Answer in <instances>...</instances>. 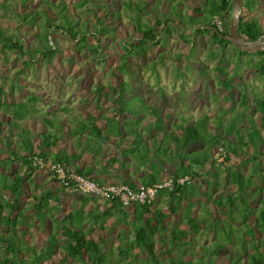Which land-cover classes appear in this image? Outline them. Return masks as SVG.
<instances>
[{
	"label": "trees",
	"instance_id": "trees-1",
	"mask_svg": "<svg viewBox=\"0 0 264 264\" xmlns=\"http://www.w3.org/2000/svg\"><path fill=\"white\" fill-rule=\"evenodd\" d=\"M18 1L19 7H26V0ZM11 3L16 4L17 0L0 1V19L9 18L10 14L17 15L20 23L26 25L23 30L26 33H21L22 28L19 26L16 27L13 36L0 34L1 62L6 61L4 58L6 51L14 52L22 59V67L18 70L17 78L14 79L17 87L10 82L9 94L0 87V116H3L0 119V139L3 140V147L6 150V153L0 150V224L8 230L7 233L13 235H0V264H42L59 255H61V264H113L114 262L138 264L137 257L142 254L150 264H216L219 251H225L229 246L235 247L236 244L233 242L244 249L245 245L249 244L248 241L255 251L253 255L248 259L239 255H230L220 264H264V251H260L258 244V238L264 237V179L259 178V175L264 173V151L259 156L248 152V148L259 149L264 145V138L261 136V130H264V94L256 96L243 89L238 96L241 113L229 111L218 113L213 125L214 134L209 129V119L206 116L191 125L173 123V130L168 131L158 109L146 105L141 98L136 97L135 100L126 83L119 82L114 87L99 85L92 92L96 102L95 107L101 112L100 100L104 98L111 104L110 112L113 114L110 117L80 114L77 117L79 120L76 119L69 125L68 133L70 137L76 138L77 145L84 148V154H90L92 160L99 162L104 149L114 157L108 159L107 166L99 171L92 164L83 162L79 165L78 159L66 152H52L61 142L65 143L60 133H51L46 129L39 134L29 135L24 129L25 123L31 116L28 108L39 100L32 94L22 96L21 86H30V82L24 78V70L32 67L40 57L46 67L51 64V60L57 54L54 44L51 45L52 38L57 34L73 42L78 53L87 52L91 57L89 61L93 62L95 58L102 56L105 40L116 30L108 24L117 22L120 15L117 12L104 11L103 16L99 17L95 12L98 8L93 7L90 0H80L77 8H84L86 12L92 14L95 23L98 24L92 26L91 32H88L86 26L79 27L77 23L74 25L69 23L63 15L66 12L64 4L59 6L50 0H38L39 12L34 11L33 15H28V13H16L17 5L12 8ZM140 4L144 8V2L141 1ZM125 5L131 6L130 2ZM232 6V0H203V3L194 10V14L199 15V18L192 17L187 22L197 27L196 38L209 36L212 44L216 45L221 53L232 47L241 59L248 55V51L234 48L229 40L227 20L230 18ZM262 6L260 0H243L238 33L246 42L253 43L264 36V27L259 22V10ZM156 8L157 5L154 9L157 10ZM139 10L136 9L138 14L141 13ZM169 10L176 12L177 7L170 4ZM243 14L249 18H245ZM252 15L254 17H251ZM178 16L179 13L176 12V17ZM261 18L264 22V11ZM216 21L221 23V30L216 28ZM170 24L172 23L169 19L155 16L153 26L139 25L140 38L137 39V44L129 45L127 41L122 43L124 54L120 58L117 71L126 72L130 57L133 55L140 57L145 53L147 46L160 44L158 38L166 39L171 29H175L174 25L170 26ZM0 27H2L1 23ZM155 29L158 30L156 34H154ZM34 30H40L42 39L39 40L38 49L30 51L27 49L25 39L28 38L27 32ZM184 42L190 48L196 46L192 38ZM256 55L261 57V61L253 70L256 75L264 79V51ZM208 56L211 57L213 54ZM217 72L223 78L220 80V85L227 92H231L234 89L233 78L237 74L236 69L229 76L222 69L217 68ZM86 104L88 103L84 101L83 105ZM250 106L255 111L247 115L246 111ZM258 114L261 116L259 117ZM52 115L55 113L50 114L48 111L41 114V122L45 128L47 126L55 128L56 119H47ZM4 117H7L8 121ZM35 117L39 118V116ZM225 117L227 123L223 125ZM258 117L260 125H256L255 122ZM168 118L167 116L166 119ZM148 119L152 121L153 126H145ZM243 120L248 125L239 129V124ZM98 123L104 124V129L99 128ZM153 129L155 134H150ZM11 136L18 138V142L14 145ZM193 144H202L203 147L190 152L189 149ZM213 149L223 151L221 162L213 159L211 155ZM36 158L61 165L68 174L94 181L100 186H107L104 185L107 182L103 181V183L97 178L100 175L112 174L114 165L118 166L116 172L125 171L132 166L135 169L132 175L141 174V176L137 177L136 181L128 176L124 182L110 185H123L134 190L138 185L152 187L167 179H172L174 185L171 191L161 190L157 194L156 199L161 200L158 205L155 201L151 205L134 204L131 208H124L115 200L108 202L101 213L92 210H87V214L83 212V208L95 201V197L69 193V187L63 186L55 192L42 189L44 193L39 196L32 193L30 196L33 202L23 204V200L28 196L24 185H27L28 189L32 184L35 188L38 187L36 179L39 168L34 165ZM234 159L239 160L241 167L246 162H252L255 168L245 176L239 169V164H232ZM173 163H178V166L173 171L165 173L166 177L162 180L160 175L165 166ZM16 164L19 168L12 171V167ZM144 168L147 170L144 171ZM208 168L212 170L216 168V171L209 173L206 171ZM220 170L227 174L224 180L228 187L234 188L227 196L210 192L212 188H220L218 185ZM51 177L52 182H58L55 175ZM184 177H189L191 182L177 185L176 181ZM194 181L197 182L198 188H195ZM61 194L65 196L71 194L73 203L80 204L81 210L73 209L71 212L62 213V216L60 213L51 215L49 202L52 200L55 204L59 203ZM195 197H201L204 202L200 204L196 217L192 216L195 210H192L191 205L185 207L181 221L188 230L182 231L178 227L170 229L166 225L170 215H177L180 205ZM162 203L166 204L165 209L168 213H163L164 207L160 205ZM30 212L34 214V220L27 225L28 227H33L36 221L40 225L45 221H53L51 225L54 226V233L41 241V247H38L40 239L35 237L31 239L32 245H30L25 239L26 234L23 230L20 231V244L12 238L16 229L23 225L26 215L29 213L30 216ZM202 217L209 219L210 223L206 220L202 221ZM221 217H224V220ZM109 219H113L114 223L107 229L105 224ZM90 222L94 226L86 229L85 225H90ZM234 224L245 227V231L237 235L236 241L231 239L230 232ZM118 226L128 228L122 229L115 236L117 245L113 246L112 231ZM202 230H206L214 237L215 245L210 249L200 247L202 253L197 260L195 258L198 255L192 252L186 257V248L189 247L188 236H196ZM94 231L108 232L107 240L103 237L94 238L92 235ZM155 245H159L161 250L157 251ZM24 256L27 259H24ZM160 259H163V262H160Z\"/></svg>",
	"mask_w": 264,
	"mask_h": 264
},
{
	"label": "rangeland",
	"instance_id": "rangeland-1",
	"mask_svg": "<svg viewBox=\"0 0 264 264\" xmlns=\"http://www.w3.org/2000/svg\"><path fill=\"white\" fill-rule=\"evenodd\" d=\"M50 1L54 2L55 5L62 6L64 4L66 6V12L63 15H65L71 25L77 23L79 27L86 26L88 27V32H91L92 26H98L92 14L86 12L84 8H77L80 0ZM141 1L144 2V8L141 7ZM260 1L263 6L259 10V22L264 27V22L261 18L264 11V0ZM90 2L93 7L98 8L95 12L99 17L103 16L104 11H107V13L117 12L120 15V19L117 22L108 24L116 30L111 32L107 40H105L103 44L104 49L101 51L102 56L95 58L96 60L93 62L89 61L91 57L87 52L78 53L73 42L57 34L52 38L53 43L51 42V45L53 46L54 44L57 51L56 56L51 60V64L46 67L42 57H40L38 61L33 63L32 67H27L24 70V78L30 82V86H21L22 96L32 94L36 99H39L31 108H28V112L30 111L31 116L28 118V122L25 123L24 129L28 131L29 135L39 134L40 131L46 129L51 133H60L65 143L61 142L59 147L56 150L53 149L52 152H66L76 157L79 165L83 162L85 164H92L98 171L102 167L107 166L108 159L114 157V155L104 149L102 159L99 162L92 160L91 155L84 154V148L77 145L76 138L69 136V128L65 129L66 126L72 124V121L78 119L77 117L80 114L83 116L92 115L95 117L99 115L110 117L113 114L110 112L112 109L111 104L104 98L100 100L102 111L99 112L95 107L96 102L92 92L99 85L104 87L110 85L114 87L117 86L119 82L126 83L128 88L132 91V96L135 100H137L136 97L141 98L146 105L158 109L159 114L165 120V127L168 131L173 130V123L177 125H191L195 121L206 116L209 119V129L214 134L213 125L218 113L222 111L241 113L242 109L238 101V96L243 89L256 96H262L264 94V79L256 75L253 70L255 65L261 61V57L256 55V53L264 51V44L261 46L260 51H255V48L251 49L248 51L247 56L239 59L237 52L232 47L227 48L225 52L221 53L220 49L212 44L209 36H199L196 38L195 29L197 27L191 26L187 20L192 17L195 19L199 18V15L194 14V10L203 3V0H167V2L165 0H90ZM128 2H130V7L125 5ZM170 4L177 7L176 12L179 13L178 17H176V12H170ZM11 5L12 8L14 5H17L15 9L16 13H28V15H33L34 11L39 12L40 8L38 0H26L25 8L19 7L18 0L16 4L11 3ZM156 5L157 10L154 9ZM137 8L140 9V14H138V11L136 12ZM155 16H159L162 19H169L175 29H171L170 35L166 39L161 37L158 38L160 42L158 46H147L145 53L140 57L135 55L130 57L127 61L126 72H118L117 69L120 64V58L123 57L122 55L124 54L122 43L127 41L129 45H136L137 39L140 38L138 26L142 24L153 26ZM243 16L245 18L248 17L245 14H243ZM251 17H254V15ZM0 23L2 25V27H0V34L13 36L16 27L19 26L22 28L21 33H26L23 31L26 25L20 23L15 14H10L7 19H0ZM172 24H170V26ZM156 33H158L157 29L154 31V34ZM27 34L28 38L25 39L27 49L30 51L38 49L39 40L41 41L42 39L40 30L27 32ZM191 38L196 43L194 48H190L184 42V40L186 41ZM232 46L236 48L233 44ZM211 53L213 56H208ZM4 58L6 60L5 63H2L0 58V87H3L4 92L9 94V89L11 88L10 82L14 83V87H17V82L14 81V79L17 78L18 70L22 67V59L14 52L11 53L8 51L5 52ZM217 68L224 70L227 76L231 75L233 70L236 69L237 74L233 78L234 89H232L231 92H227L220 85V80L223 78L220 77ZM7 96L8 95H6V97ZM84 101L88 104L83 105ZM53 109L55 115H52L51 119H56L57 121L55 128L50 129L48 126L45 128L43 122H41L40 116L44 114V111H52ZM64 109L67 111L65 112ZM254 111V108L250 106L246 114L251 115ZM35 116H39V118ZM167 116L169 117L168 119H166ZM258 116L260 117L261 115L258 114ZM2 117L3 116H0V119ZM259 117L255 119L256 125H260ZM4 118L8 121L7 117ZM33 118L37 120H32ZM228 118L230 119V117ZM223 122V125H226V117ZM146 125L153 126L152 121L148 119L145 126ZM246 125H248L247 122L243 120L239 124V129L244 128ZM98 126L101 129L105 127L102 123H98ZM3 129H5V127ZM150 134H155L154 129L150 131ZM261 136L264 138V130H261ZM11 138L13 145L18 142L16 136H11ZM33 142L35 141L33 140ZM82 142L83 141H81V143ZM202 147V144H193L189 151L200 150ZM219 149H213L214 151L212 150L211 155L213 159L221 162V156L217 157ZM0 150L6 153L2 139H0ZM263 151L264 145L259 149L252 147L248 148V152L255 156H259ZM41 159L45 161V163H50L48 160ZM232 164H239V169L245 176L249 175L255 168L252 162H246L241 167L238 159H234ZM177 166L178 163L166 165L160 175L162 180L166 177L165 173L173 171ZM18 168L19 165L16 164L11 170L15 171ZM117 168L118 166L114 165L111 172L114 173ZM134 170L132 166H129L125 171L118 172L121 177V183L126 180L128 176H131L135 181L137 177L141 176V174L132 175ZM143 170L145 171L147 168ZM206 171L213 173L216 171V168H213V170L208 168ZM220 171L221 174H219L218 177L220 178L218 184L220 188H212L210 192L211 194L222 193L224 196H227L234 188L228 187L224 180L227 174L222 170ZM50 176H52V174L46 169H39L36 179V185H38V187L35 188L32 184L28 189L27 185H24L28 196L23 200V204L33 202L30 196L32 193H35L37 196L44 193L42 189L46 190L48 184L45 183L50 179ZM259 178L264 179V173H262L261 176L259 175ZM97 179L102 182L115 183L112 174L100 175ZM193 184L195 188H198L196 181H194ZM223 184L224 186H222ZM51 186L53 185L49 187ZM73 200L71 196H68L67 199L57 204L51 200L49 202L51 215L60 213L62 216V213L70 212L71 209L81 210L80 204L76 202L73 203ZM156 201L155 204L158 205V200ZM159 201L161 202V200ZM92 202L94 206L91 210L97 213L104 211V208L108 205L107 201L97 198ZM203 202L204 200L201 197H195L193 203H189L192 210H195L192 214L193 217L198 215V209ZM189 204L187 202L182 203L178 214L170 215L169 220L166 222V225L170 229L178 227L182 231L188 230L181 221V216L185 207ZM160 205L164 207L162 209L163 213H168V210L165 209L166 204L162 203ZM88 206L89 204L83 208V212L86 214ZM211 210L213 211V209ZM28 215H26L23 225L16 229L15 236L12 238L19 243L21 239L20 231L23 230L26 234L25 239L30 245H32L31 239L35 237L40 239L38 247H41V241H44L48 235L54 233V226H52L53 221H45L43 225H40L39 222L36 221L33 227H28L27 225L31 224L34 220V214L30 212V216ZM221 219L224 220V217H221ZM205 220L210 223L209 219L202 217V221ZM113 223V219H109L105 227L109 229ZM93 226L94 225L90 222V225H85V228L87 229V227L91 228ZM121 226H118L112 231L111 243L113 246L117 245L115 236L119 234L122 229L126 230L128 228L127 226L121 228ZM7 231L8 230L0 224V235L6 234L8 236H13L7 233ZM244 231L245 227L243 225L234 224L230 229L232 233L231 239L236 241L237 235H240V233ZM107 234L108 232L103 233L95 231L93 237L96 239L98 237L107 239ZM187 239L189 240V247L186 248L185 256L189 257L188 253L190 252L195 253L198 255L195 260H197L202 253L200 252V247L210 249L215 245L214 237L206 230H202L200 234L196 236H188ZM220 240L225 241V239ZM258 240V244L261 248L260 251H264V237H259ZM233 243L236 244L235 247L229 246L225 251L218 252L216 264H220V262L223 263L230 255H239L242 258L248 259V257L255 252L250 241H248L249 244H246L244 249L241 245H237L236 242ZM60 244H62L61 241ZM155 247L157 251L161 250L159 245H155ZM60 258L61 255L55 256L51 261L43 262L42 264H61ZM24 259H27V257L24 256ZM219 259H222V261ZM137 261L138 264H150L143 254L137 257ZM159 261L163 262V259ZM113 264L116 263L114 262Z\"/></svg>",
	"mask_w": 264,
	"mask_h": 264
},
{
	"label": "built area",
	"instance_id": "built-area-1",
	"mask_svg": "<svg viewBox=\"0 0 264 264\" xmlns=\"http://www.w3.org/2000/svg\"><path fill=\"white\" fill-rule=\"evenodd\" d=\"M215 25L217 29L221 30L219 21H216ZM222 154L223 151L219 150L217 157ZM34 165L40 170L46 169L50 174L55 175L60 186L69 187V193L89 195L107 202L116 200L124 208H131L134 204L151 205L156 201V196L161 190L169 192L174 185L172 179H167L152 187L138 185L134 190L123 185L100 186L94 181L85 180L74 174H68L61 165L45 163L41 158L34 159ZM190 182L189 177H184L178 179L176 184L183 185Z\"/></svg>",
	"mask_w": 264,
	"mask_h": 264
},
{
	"label": "water",
	"instance_id": "water-1",
	"mask_svg": "<svg viewBox=\"0 0 264 264\" xmlns=\"http://www.w3.org/2000/svg\"><path fill=\"white\" fill-rule=\"evenodd\" d=\"M232 5L230 18L227 20L229 24V40L239 50L250 51L255 48V51H260L261 46L264 44V36L253 43L246 42L239 36L238 29L243 0H232ZM225 17H227L226 14Z\"/></svg>",
	"mask_w": 264,
	"mask_h": 264
},
{
	"label": "crops",
	"instance_id": "crops-1",
	"mask_svg": "<svg viewBox=\"0 0 264 264\" xmlns=\"http://www.w3.org/2000/svg\"><path fill=\"white\" fill-rule=\"evenodd\" d=\"M50 114H53V113H55V111H54V109L52 110V111H49V110H47ZM46 111H44V113H45ZM47 119H51V117L50 118H47ZM66 128H69V126H66L65 127V129ZM50 129H52V128H50ZM57 148H55L54 150H56ZM57 152V151H56ZM55 153V152H54ZM49 161V160H48ZM112 177H113V179H114V182L116 183V184H120L121 183V177L119 176V174H118V172H114V173H112ZM50 178H52L51 176H50ZM103 178V177H102ZM120 181V182H119ZM122 182H124V181H122ZM104 183V182H103ZM45 184H48V186H47V188H46V191L47 190H51V191H53V192H55V191H57V189L60 187V185L57 183V182H52L50 179H48L47 180V182L45 183ZM111 183H105L104 185H110ZM50 185H53V186H51V187H49ZM66 193H68L67 191H66ZM71 194H69L68 196H70ZM60 196V199H59V202H61L62 200H64V199H67V197L68 196H65V195H59ZM195 198H193V199H188L186 202L189 204V203H193V200H194ZM156 200H158V199H156ZM157 202V201H156ZM159 200H158V203L157 204H159ZM93 202H90L89 203V206L87 207V210H91V208L94 206L93 204H92ZM190 205V204H189ZM91 206V207H90ZM72 211V209L70 210V212ZM94 233H95V231L92 233V235H94ZM99 236V235H98ZM107 240V239H106Z\"/></svg>",
	"mask_w": 264,
	"mask_h": 264
}]
</instances>
